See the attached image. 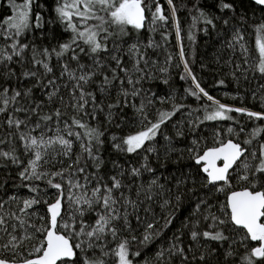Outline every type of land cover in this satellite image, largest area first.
Returning <instances> with one entry per match:
<instances>
[{
  "label": "snow or ice",
  "instance_id": "1",
  "mask_svg": "<svg viewBox=\"0 0 264 264\" xmlns=\"http://www.w3.org/2000/svg\"><path fill=\"white\" fill-rule=\"evenodd\" d=\"M166 3L168 14L160 0H6L0 264H264V111L210 95L182 44L185 92L211 103L191 108L146 89L169 83L173 56L159 66L148 49L160 45L141 39L163 28L166 42L171 22L179 42L185 8L190 42L202 25L237 84L264 80V0ZM259 99L264 109V91ZM223 121L236 127L225 132ZM170 162L182 166L162 177Z\"/></svg>",
  "mask_w": 264,
  "mask_h": 264
},
{
  "label": "trees",
  "instance_id": "2",
  "mask_svg": "<svg viewBox=\"0 0 264 264\" xmlns=\"http://www.w3.org/2000/svg\"><path fill=\"white\" fill-rule=\"evenodd\" d=\"M20 2V0H17ZM39 3L45 4L46 8H50L53 3V0H38ZM162 6L165 9V14L167 12V3L166 0H160ZM177 3L178 7L181 3V0H174ZM184 3L188 4V7H191V4L188 3V0H183ZM6 0H0V19L3 18V15L10 14L6 13ZM37 11H42V15L47 20L51 15H54L50 11H43L40 9H36ZM180 24H181V40L178 42L176 40L175 29L171 26V22L169 26H167V41L165 42L161 36V32L164 31L163 28H158L157 31L149 33L145 32L141 37L143 42H147V39L151 37L156 44H159L160 47L155 49H148L149 56L153 60L159 61V66L164 65V61L169 53L172 54L173 60L171 66L169 67V71L166 74L170 77L169 83L167 85L162 83V80L157 78L151 81L145 82V88H150L152 92L157 93L159 96H167L168 94H172L175 96L177 102H182L191 106V108H199L204 103H211L204 100L196 101L193 97L189 96L185 89L191 86V80H181L180 75L183 74V65L180 67H176L179 63V50L181 44L184 47L186 58L189 61V65L192 69V72L196 75L197 79L201 83V86L205 88V90L212 95L215 99L219 100L221 103L233 107H247L250 110L254 111H264L261 108L260 95L264 90L260 89V84H264V80H256L252 79L251 75L249 76V81H244L241 79L239 84L235 82L231 76L228 74L230 69L227 65L224 64V59H220L219 63H217L218 58V49L219 43L217 41V37L215 34L206 36L203 31H199L198 29L202 27V25H198L196 29H192L195 34V43L193 44L187 39L189 26L191 24V18L188 15L187 9L181 8L177 13ZM52 29L57 34L60 33V29L58 26L54 25H45V33H48L49 29ZM39 35V33H37ZM66 36V34H65ZM39 42V41H38ZM54 43V41H53ZM155 73L156 77H161V73L156 71L155 68L152 69ZM220 79L225 80V85H219L218 81ZM253 92L256 93L257 99H252ZM39 94V93H37ZM164 108H168L169 105H163ZM202 114V113H196ZM183 113L178 114V116H182ZM233 116H237L242 122L246 123V127H251V124L247 122V118L240 116L239 114L232 113ZM175 119V117H174ZM213 122H209V127H211ZM224 128L225 132L228 126L236 127L232 124L231 121H223V122H215ZM264 123V121L257 122ZM204 127V126H202ZM116 131L115 129H113ZM2 134V133H0ZM176 147L183 148L185 146L186 141L182 139L176 140ZM161 152H163V148H161ZM107 156L108 154L105 153ZM125 157H120L121 163H123ZM153 165L155 166V160L153 159ZM181 165H177L175 163H168L166 167H161L159 169V173L163 176H168L169 173H175L178 167ZM147 175V174H146ZM4 179L3 170H0V182ZM10 183V182H9ZM157 213H160V209L157 207ZM178 223V222H177ZM243 252V249L240 250ZM149 250V255H150Z\"/></svg>",
  "mask_w": 264,
  "mask_h": 264
},
{
  "label": "water",
  "instance_id": "3",
  "mask_svg": "<svg viewBox=\"0 0 264 264\" xmlns=\"http://www.w3.org/2000/svg\"><path fill=\"white\" fill-rule=\"evenodd\" d=\"M253 243H256V242H253Z\"/></svg>",
  "mask_w": 264,
  "mask_h": 264
}]
</instances>
